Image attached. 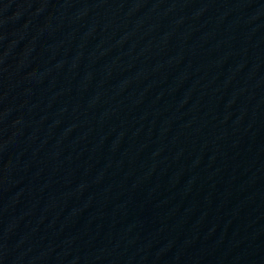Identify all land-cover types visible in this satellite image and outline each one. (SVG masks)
Returning a JSON list of instances; mask_svg holds the SVG:
<instances>
[{"label": "water", "instance_id": "obj_1", "mask_svg": "<svg viewBox=\"0 0 264 264\" xmlns=\"http://www.w3.org/2000/svg\"><path fill=\"white\" fill-rule=\"evenodd\" d=\"M0 264H264V0H0Z\"/></svg>", "mask_w": 264, "mask_h": 264}]
</instances>
